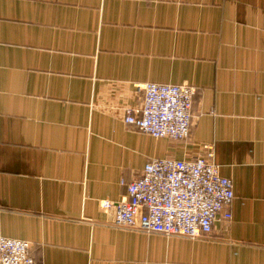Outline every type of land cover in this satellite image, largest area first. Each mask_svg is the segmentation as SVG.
<instances>
[{
    "label": "crops",
    "instance_id": "0c3cea01",
    "mask_svg": "<svg viewBox=\"0 0 264 264\" xmlns=\"http://www.w3.org/2000/svg\"><path fill=\"white\" fill-rule=\"evenodd\" d=\"M144 81L194 87L189 137L123 120ZM209 144L234 192L210 234L100 207ZM0 234L36 264H264V0H0Z\"/></svg>",
    "mask_w": 264,
    "mask_h": 264
},
{
    "label": "built area",
    "instance_id": "2783aa9c",
    "mask_svg": "<svg viewBox=\"0 0 264 264\" xmlns=\"http://www.w3.org/2000/svg\"><path fill=\"white\" fill-rule=\"evenodd\" d=\"M139 106L123 107V120L155 137L186 139L192 121L194 87L185 83L144 81ZM190 158L155 157L126 183L117 200L99 199L115 226L190 238L212 232L216 220L231 217L233 183L219 173L211 144ZM0 264H36L26 239L0 234Z\"/></svg>",
    "mask_w": 264,
    "mask_h": 264
}]
</instances>
